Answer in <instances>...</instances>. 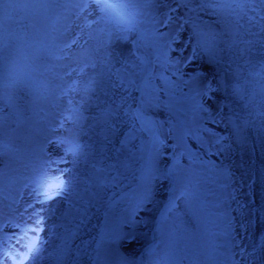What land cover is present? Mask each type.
Listing matches in <instances>:
<instances>
[{
    "label": "rangeland",
    "instance_id": "rangeland-1",
    "mask_svg": "<svg viewBox=\"0 0 264 264\" xmlns=\"http://www.w3.org/2000/svg\"><path fill=\"white\" fill-rule=\"evenodd\" d=\"M109 1L119 4L124 16H118L115 7L103 0H0V169L5 173L0 199V264H21L26 253L32 259L25 264H57L61 256L65 257L62 264H92L89 257L94 255V241L104 230L115 237L108 245L111 264H119L120 257L139 261L149 248L156 250L153 264H166L165 254L175 248L176 242L180 251L172 264H264V115L258 114L259 88L264 85L260 75L264 69V33L259 26L252 28L248 23L264 13L259 8L251 11L254 6L244 0L209 4L187 0L183 5H156L153 0L141 5L129 0ZM238 20L248 30L242 32L241 38L252 43L228 50ZM165 24L169 25L167 29ZM130 25L135 26V31L124 33L122 30ZM169 34L171 39H167ZM141 35L144 40L138 46ZM174 40L180 43H173ZM198 41L208 49H224L217 56L220 62H214L211 52L205 51L193 64L177 65L176 60L182 58L170 49L188 45L184 52L187 57ZM106 59L111 60L113 71L122 67L125 60L152 61L146 66L164 101L169 99L163 91L165 80L178 86L177 101L189 92L186 85L191 84L196 73H203L202 89L209 82L217 89L199 99L205 109L219 114V122L206 123L205 111L201 114L203 119L197 117L193 126L209 127L227 138L223 142L232 145L228 160L223 156L205 159L229 164L234 175L222 194L216 192L222 207L210 208L199 224L195 218L188 222L181 202L179 219L173 218L169 223L176 238L170 248L159 243L157 230L171 185V181L162 178L153 182L147 211L137 208L138 181L129 174L124 191L133 194L131 199L111 214L97 204L89 210L90 222L77 234L66 231L67 202L78 187V178H84L87 170L83 156L68 153L69 144L61 141L88 143L89 135L85 133L96 110L83 113L88 119L81 131L64 110L69 99L79 104L80 95L64 93L73 86L84 88L98 77ZM236 86L256 89L253 107L245 109L237 101L232 94ZM178 106L187 105L181 102ZM233 114L239 117L236 123L241 125L240 139L233 135L235 128L229 120ZM151 115L163 122L169 113L162 108ZM195 143L190 140V147ZM171 151L169 147L166 158L157 160L158 169L166 172L172 166ZM179 163L189 166L186 156ZM56 185L63 187L56 191ZM41 193H51L54 198L38 196ZM38 199L47 202L38 203ZM72 228L75 231L74 225ZM197 228L193 238L191 232ZM29 244L34 246L31 253ZM145 264H149L147 257Z\"/></svg>",
    "mask_w": 264,
    "mask_h": 264
},
{
    "label": "snow or ice",
    "instance_id": "snow-or-ice-1",
    "mask_svg": "<svg viewBox=\"0 0 264 264\" xmlns=\"http://www.w3.org/2000/svg\"><path fill=\"white\" fill-rule=\"evenodd\" d=\"M129 2L141 5L146 0H129ZM153 2L156 5H164L169 2L183 5L187 0H153ZM203 2L205 4L217 3L218 0H203ZM244 3L254 6L251 11L256 12V9L259 8V12L264 13V0H244ZM159 23L163 24L164 21L160 20ZM248 23L252 28L259 26L261 32L264 33V15H259V18L255 20L249 19ZM164 27L167 29L169 25L165 24ZM122 31L124 33L133 32L135 26L130 25ZM247 31V29H243L239 20L236 21L232 40L227 45L228 50L235 48L238 44L251 45V41L241 38L242 32ZM161 39L165 38L161 37ZM167 39H171V34ZM143 40L144 37L141 35L137 40V45L140 46ZM173 43L179 44L180 41L174 40ZM187 48L188 45H184L181 49H170L172 52H178L182 58L176 60L177 65L183 63L187 67L193 64L205 51H210L213 61L219 63L218 53L224 50L215 47L213 49L205 48L198 41L192 47L189 55L184 57ZM159 60L160 56L158 55L157 62ZM151 63L150 60L133 59L130 62L125 60L122 67L113 71L110 66L111 60L106 59L98 77L92 78L84 88L73 86L64 93V95H70L75 92L80 95L79 104L77 101L69 99L68 107L64 110L70 114L74 126L80 127L81 131L88 119L83 113L86 110H96V114L92 118L93 123L85 133L89 135L88 143L80 144L74 139L61 141V144H69L66 150L68 153L83 156V163L87 170L84 178H78V187L67 202L65 218L69 219V227L66 231L70 235L74 236L80 228L90 222L89 210L97 204L105 207L106 211L111 214L120 204L132 198V193L124 191V182L128 179L129 174L132 175L133 180L138 181L135 198L137 208L141 211H147V205L151 203L154 180L162 178L171 181L168 202L165 211L160 215L159 228L157 229L159 243L166 248H170V242H175L176 239L169 228V223L173 218L179 219L181 202L184 216L189 217L188 222L191 223V218H195L197 224L201 222L203 214L210 208L222 207V201L216 197V192L220 191L222 194L227 189L228 182L234 173L229 164H225L223 161L216 164L211 159L206 160L205 157L223 156L226 161L231 154L232 145L224 143L223 141L227 138L218 136L209 127L193 126L197 117L203 119L201 114L205 111L208 112L206 123L216 124L219 122V114L214 115L210 108L205 109L199 99L217 89H213L210 82L206 88L202 89L203 73H196L191 77V84L186 85L189 87V92L183 93L179 101L175 99V89L178 86L165 80L163 91L168 94L169 99L161 100V89H158L153 83L154 76L146 66ZM177 71H179L178 67ZM260 75L264 77V69L261 70ZM160 78L163 79V76ZM133 92H138L139 95H133ZM232 94L237 101L241 102L242 107L247 109L254 106L257 91L254 87L248 90L236 86L232 89ZM259 94L261 111L258 114L264 115V85L259 88ZM208 98L210 99L211 96ZM181 102L187 106H178ZM162 108L169 113L168 118L163 122L154 119L151 115L154 110L158 111ZM67 119L69 118L66 117ZM237 119L239 117L235 114L229 117L230 123L235 128L233 135L240 139L241 125L236 123ZM2 125L3 119L0 114V129H2ZM165 125H168L166 132ZM205 135L208 139H205ZM190 140L196 142L191 147ZM169 147L172 149L173 164L164 172L156 167V162L166 158V150ZM193 149L198 150L194 151ZM2 152L3 145L0 144V153ZM185 156L189 161L188 167H183L179 163L180 158ZM4 181L5 173L0 169V199H2ZM210 185L215 187H210ZM62 187L63 185H56V191ZM39 195L54 198L51 193ZM209 195L213 196L212 200H209ZM37 202L46 203L47 200L40 201L38 199ZM141 206L144 207L141 208ZM73 225L75 231H73ZM198 230V228L192 230L193 238L197 235ZM184 232L187 234L188 230L185 229ZM113 239L115 237L107 230L99 234L98 240L94 241L96 244L94 255L89 257L92 264H111L108 245ZM2 243L3 241L0 239V245ZM33 247L32 244L27 246L28 253L32 252ZM178 251H180L179 243L176 242L175 248L165 254L166 264H172L178 258ZM0 255H3L2 250H0ZM145 257L148 258L149 264H153L156 250L153 248L145 250L139 261L134 258L120 257L119 264H145ZM31 259L32 257L26 253L21 264H25ZM64 259L63 256L58 257L57 264H62Z\"/></svg>",
    "mask_w": 264,
    "mask_h": 264
},
{
    "label": "trees",
    "instance_id": "trees-1",
    "mask_svg": "<svg viewBox=\"0 0 264 264\" xmlns=\"http://www.w3.org/2000/svg\"><path fill=\"white\" fill-rule=\"evenodd\" d=\"M111 6L112 7H115V10H116V12L119 14V15H123V13L121 12V10H120V8H119V4H117V3H115V2H112L111 3ZM124 16V15H123Z\"/></svg>",
    "mask_w": 264,
    "mask_h": 264
}]
</instances>
